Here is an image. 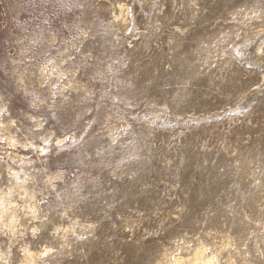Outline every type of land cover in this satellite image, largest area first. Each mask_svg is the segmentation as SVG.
Returning a JSON list of instances; mask_svg holds the SVG:
<instances>
[{"label":"rangeland","instance_id":"obj_1","mask_svg":"<svg viewBox=\"0 0 264 264\" xmlns=\"http://www.w3.org/2000/svg\"><path fill=\"white\" fill-rule=\"evenodd\" d=\"M0 211V264H264V0H0Z\"/></svg>","mask_w":264,"mask_h":264},{"label":"bare ground","instance_id":"obj_2","mask_svg":"<svg viewBox=\"0 0 264 264\" xmlns=\"http://www.w3.org/2000/svg\"><path fill=\"white\" fill-rule=\"evenodd\" d=\"M0 220L5 221L8 224H12L11 219H6L3 215V212L0 211ZM28 254H26L27 257ZM174 262L176 264H214L213 255H204L201 253V250H197L192 258H183V257H174Z\"/></svg>","mask_w":264,"mask_h":264}]
</instances>
